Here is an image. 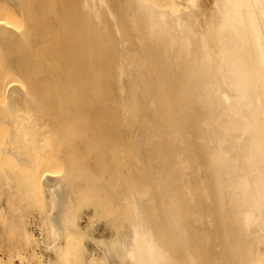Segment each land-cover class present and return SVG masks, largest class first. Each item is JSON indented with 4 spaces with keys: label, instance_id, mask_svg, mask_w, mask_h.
I'll return each mask as SVG.
<instances>
[{
    "label": "bare ground",
    "instance_id": "6f19581e",
    "mask_svg": "<svg viewBox=\"0 0 264 264\" xmlns=\"http://www.w3.org/2000/svg\"><path fill=\"white\" fill-rule=\"evenodd\" d=\"M32 125L66 143L61 179L7 152L61 211L48 248L78 164L121 209L115 264H264V0H0V127L22 147Z\"/></svg>",
    "mask_w": 264,
    "mask_h": 264
},
{
    "label": "rangeland",
    "instance_id": "374dc122",
    "mask_svg": "<svg viewBox=\"0 0 264 264\" xmlns=\"http://www.w3.org/2000/svg\"><path fill=\"white\" fill-rule=\"evenodd\" d=\"M47 127L50 132L47 131ZM47 127H44V133V131H41L42 129L39 131V129H36L33 125L28 126L27 132L30 138L25 143L26 145H22V147L15 146L11 143V133L13 132L11 131L12 129H10L11 127H0V264H115L116 258H112L113 261L108 259L111 257H103L102 253L104 246L103 244L101 245L100 242L103 239L115 237L119 231L121 232L123 230L122 226H124V224L122 225L121 223H124V219L122 220L123 222L120 220L121 223L114 219L116 223L118 222L121 225L119 226L120 230L117 229L119 228L117 227L118 223L115 226V222H113L112 219L115 217L114 215L119 212L118 210L120 208L110 203L111 201L109 202L108 198H104L103 196L107 195L105 193L102 194L100 192L93 195L94 192H86L84 187L85 191L83 189L80 191L82 187H73L75 183L79 185L77 182L80 183L84 177V171L82 167L79 168L80 165L78 164L77 171H75L78 175L77 173L69 175L71 189L73 188L71 191L75 192V202L71 211L72 213H69H71L70 216L75 219L70 217L66 222L65 228H63V231L66 233L62 232L61 228V230L59 229V231L56 230V232H54L53 238L57 239V243L52 248H48L44 244L43 241L45 240L43 236V239L41 238V229L43 228L44 222L50 218L57 209L55 203H53V194H51L49 190L48 181L38 174L41 169L30 166L33 168L31 169L29 165L26 164L28 162L21 160V157H23V155H28V158H32V162L36 161L34 166L37 165V167L40 166V168L43 166L42 169L44 170L51 167V169L49 168L50 170H48L52 171L50 172L52 173L51 175H57V179H61V177L63 178V176L67 174L68 168L65 167L68 166V164L66 165V160L61 156L63 151L62 148L65 149L63 144L66 143L64 140H56L57 137L55 138V134L58 132L56 128L54 131L51 125L50 128L49 126ZM37 130L43 135H40ZM52 133L54 135H52ZM45 138L47 140H45ZM11 147L16 153L19 152L18 154H21V157L7 154L9 150H12ZM23 147L24 149L27 147L29 148L27 153L24 151ZM57 147L59 149H57ZM54 153L55 155H53ZM56 154L58 156H56ZM48 165L50 166L47 167ZM79 169L82 170L83 174H81V170ZM78 170L82 178L79 176ZM38 175H40V178ZM76 175L79 180L76 178ZM71 177L73 178V184L71 183ZM100 178L102 177H98L96 181L101 180ZM101 181H103V178ZM77 190H79L82 195H80ZM83 191L85 192V196ZM74 192L72 193L73 195ZM61 196H59V200L62 199L63 196ZM79 199L81 201H79ZM58 204L60 206L63 204V201L60 200ZM59 211L60 210H57L56 213L60 214L61 211L58 213ZM123 217H127L126 212H124Z\"/></svg>",
    "mask_w": 264,
    "mask_h": 264
}]
</instances>
